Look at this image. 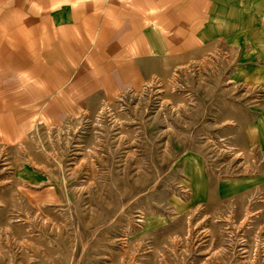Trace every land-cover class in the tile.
I'll use <instances>...</instances> for the list:
<instances>
[{
    "label": "rangeland",
    "instance_id": "rangeland-1",
    "mask_svg": "<svg viewBox=\"0 0 264 264\" xmlns=\"http://www.w3.org/2000/svg\"><path fill=\"white\" fill-rule=\"evenodd\" d=\"M214 45L0 137V264H264V148L245 137L263 90L236 79L242 50ZM191 172L209 187L199 202Z\"/></svg>",
    "mask_w": 264,
    "mask_h": 264
},
{
    "label": "crops",
    "instance_id": "crops-1",
    "mask_svg": "<svg viewBox=\"0 0 264 264\" xmlns=\"http://www.w3.org/2000/svg\"><path fill=\"white\" fill-rule=\"evenodd\" d=\"M215 43L242 50L236 79L264 95V0H0V137H22L38 113L91 111ZM262 109L245 137L263 150ZM193 172L199 202L209 187ZM216 182L245 191L260 178Z\"/></svg>",
    "mask_w": 264,
    "mask_h": 264
}]
</instances>
